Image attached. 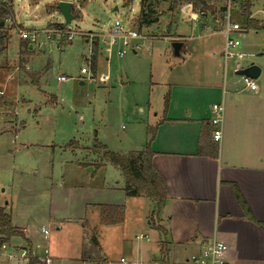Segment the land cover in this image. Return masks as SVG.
<instances>
[{"label": "rangeland", "instance_id": "374dc122", "mask_svg": "<svg viewBox=\"0 0 264 264\" xmlns=\"http://www.w3.org/2000/svg\"><path fill=\"white\" fill-rule=\"evenodd\" d=\"M61 1L67 0H14V16L5 23L11 41L0 52V208L12 215L13 226L25 238L27 234L34 252L18 250L26 248L25 241L14 237L4 247L3 259L7 264H30L49 252L54 264H83L80 254L83 247L90 249L94 236L105 264H120L121 259L127 264H181L179 257L163 260L160 236L152 227L165 229L156 220L152 201L151 210L135 205V199L129 201L127 220L119 226L102 225L99 209L92 204L109 202L98 196L104 185L123 183L121 172L103 161L104 147L121 155L143 151L148 128L155 125L156 115L165 114L166 98V115L175 97L191 106L206 100L200 95L204 90L197 94L194 87H182L202 82L209 68L220 63L213 54L220 57L223 38L212 36L213 16L223 21L229 2L209 0L202 13L179 0H153L145 10L164 15L140 29L135 22L141 0H71L79 18L69 26L56 9ZM127 1L132 3L126 6ZM245 4L246 0L230 1L232 22L246 31L240 52L248 56L241 63L261 67L256 81L261 87L264 0L249 12ZM249 18L259 29L247 28ZM117 22L125 32L138 31L142 38L130 40L129 47L117 38L111 47ZM61 24L64 29L56 27ZM56 29L64 36L48 40V31ZM29 31L37 33V42L26 41L33 46L26 50L20 35ZM174 42L185 43L180 56L174 55ZM235 64H228L226 81L221 75L228 90L234 79L242 80L233 73ZM60 76L67 81L58 82ZM43 229L48 231L46 238ZM84 239L87 245L82 246Z\"/></svg>", "mask_w": 264, "mask_h": 264}, {"label": "crops", "instance_id": "0c3cea01", "mask_svg": "<svg viewBox=\"0 0 264 264\" xmlns=\"http://www.w3.org/2000/svg\"><path fill=\"white\" fill-rule=\"evenodd\" d=\"M223 16V21L215 20L213 16L212 34L213 37L219 35L223 38L222 47L225 14ZM245 35L246 31L243 37ZM213 58H219L220 63L209 68L208 75L202 76V82L182 87L186 90L194 87L193 92L197 94L204 90L200 95H204L206 100L191 106L190 102L183 103L175 97L168 115H156L155 125L148 128L155 131L152 162L168 188L165 208L157 211L149 198L128 196L123 174L118 168L123 183L113 181L104 185L98 196L105 197L109 202L92 205L98 209L101 205L124 206L125 222L129 201L135 199V205L142 208L147 205L148 210L154 206L156 220L165 229L161 232L152 227L159 233L164 262L173 256L174 260L182 258L181 264H185L202 244L218 239L229 247L228 264H264V228L257 224L264 223V86L259 87L256 82L260 76L255 80L259 90L252 92L246 85V78L241 77V82L234 79L232 88L228 90L221 80V75L226 77L228 67L225 68L217 54H213ZM235 69L236 65L234 74ZM178 95L187 96L183 92ZM215 104L224 108L223 138L219 144L212 140L210 125ZM148 137H151L149 132ZM208 143L218 146L217 158L199 154L201 145L206 148ZM203 152L206 154L208 151L205 149ZM233 185L239 188L253 221L246 217L235 198ZM149 225L153 226V223L150 221ZM24 241L26 248L19 247L18 250L27 252L33 249L34 252L27 234ZM165 243L168 246L166 251L162 249ZM9 244L0 251V264H7L3 254L4 247ZM46 255L49 257V252ZM81 255L82 252L80 260L83 264H98L82 260Z\"/></svg>", "mask_w": 264, "mask_h": 264}, {"label": "trees", "instance_id": "16d2710c", "mask_svg": "<svg viewBox=\"0 0 264 264\" xmlns=\"http://www.w3.org/2000/svg\"><path fill=\"white\" fill-rule=\"evenodd\" d=\"M31 1L36 2L38 0H31ZM179 1L181 4H185V5L192 4L194 10H199L202 13H205V11L208 10L209 0H179ZM257 1L260 0H246V4L243 6L244 11L249 12V9ZM147 2L152 3L153 0L141 1V11L135 22V24H137V26L140 29L157 22L159 18L162 15H164V13H158L152 9L146 11L144 7ZM131 3L132 1H127L126 6H129ZM13 4H14V0H0V48H1L0 52L5 48L6 44H8L9 41H11L10 33L7 31L5 24L4 26H1V23L3 22L6 23V21H8L9 18L14 16ZM57 8L58 7H56V9ZM169 10H171L169 11V13L171 14L172 12L175 11V9L173 8ZM72 12L75 16V19H78L79 14L75 12V6L73 7ZM56 27L61 29L65 28V26L62 24L57 25ZM247 28L257 30L259 29V25L257 24V21L249 18V23ZM99 44L100 43H98V41L93 43L92 68L94 70L96 69V64L98 61L97 54L99 50ZM21 47L25 48L26 50H29L30 44H27V42L24 41V43L21 44ZM168 105H169V97L166 98V102H165L166 110L164 115H166L167 113ZM148 131L151 137L143 151L141 152L133 151L128 155H121L119 153L105 149L104 147L103 149L104 153L102 155V159L103 161L109 163L110 165H113V167L118 168L122 172L126 183L125 191L128 196H132V198L140 197V196L147 197L156 205L157 211H161L165 208L167 202L168 188L165 179L159 174V172L156 170L152 162V158L154 155L152 152V142L154 141L155 131L154 129H149ZM204 137L205 136L203 134V138ZM205 140H207V137ZM204 147L203 145H201V147L199 148V154L208 155L212 158L218 157L219 149L216 144L208 143L206 148ZM205 149H207L208 151L206 154L203 152ZM232 190L235 198L237 199V201L240 203L243 210L245 211L246 217L252 220L247 204L239 188L236 185H233ZM99 211H100V223L104 226H115V225L123 224L125 222L126 209L124 206L101 205L99 207ZM257 224H259L261 227L264 228V223H257ZM158 230L162 232L161 228H159ZM23 233L24 232H22L20 229L13 226L12 215L7 213L5 208H0V251L3 248V246L10 243L11 239L14 237H20L22 239H25ZM89 246L90 249L83 247L82 255H81L82 260L84 261L91 260V261H96L98 264H105V261L99 252L98 242L94 236L90 239ZM30 264H44V263H41L37 259L32 258Z\"/></svg>", "mask_w": 264, "mask_h": 264}, {"label": "built area", "instance_id": "2783aa9c", "mask_svg": "<svg viewBox=\"0 0 264 264\" xmlns=\"http://www.w3.org/2000/svg\"><path fill=\"white\" fill-rule=\"evenodd\" d=\"M229 2L228 9L225 13V29L223 30L224 35V45L223 49L220 53V57L223 61V64L225 65V68L228 67V64L231 62L236 63V69L238 70L240 68H243L242 61L247 58V54L240 52L241 48V42L240 38L243 37V34L245 32V29L239 24L232 22V15H231V5ZM116 27L114 28L112 32V42L110 43V46H114L117 44V41L115 39L122 38L123 44L125 47H129L130 40H137L141 39L142 36L138 33V31H126L125 29L121 27L120 23L117 22ZM50 34L48 35V40H52L53 36H56L58 41L61 40V38L64 36L63 31L60 29L56 30H50L48 31ZM73 35H70L68 37V41L73 40ZM20 38L22 40L28 41L29 43L35 44L37 42V33L35 31H29V32H23L20 35ZM144 38V37H143ZM105 39V36L103 37ZM101 39V41H103ZM139 46H137L138 48ZM125 55L124 52H120L119 56L123 57ZM262 56L264 57V52L262 53ZM83 74H86L87 71L85 69L82 70ZM90 80H94V77H91ZM67 78L65 76H60L58 78V82H66ZM246 85L248 89L252 92L258 91V86L255 81L245 79ZM3 93L0 92V95ZM213 111V118L211 119V127H212V140L214 143L219 144L222 141L223 138V121H224V108L222 105L215 104L212 108ZM44 235H48L47 230H43ZM228 253H229V247L226 243L219 241L218 239H213L209 242H206L201 245L199 251L192 255L185 264H228ZM41 263L44 264H54V261L49 258H39ZM120 264H127L124 259H121Z\"/></svg>", "mask_w": 264, "mask_h": 264}, {"label": "water", "instance_id": "95a60500", "mask_svg": "<svg viewBox=\"0 0 264 264\" xmlns=\"http://www.w3.org/2000/svg\"><path fill=\"white\" fill-rule=\"evenodd\" d=\"M57 7H58L57 10L64 19V24H66V26H69L73 22V20H75V16L72 12L74 4L68 1H61L58 3ZM4 24H5L4 22L1 23V26H4ZM32 47L33 46H30L31 49ZM184 47H185V43L174 42L172 44L174 55L180 56ZM261 74H262L261 67H259L255 63L245 65V67L240 68L235 72L236 76L243 77L252 81L257 80L261 76Z\"/></svg>", "mask_w": 264, "mask_h": 264}]
</instances>
